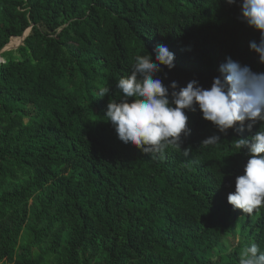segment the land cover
Wrapping results in <instances>:
<instances>
[{"label":"trees","instance_id":"trees-1","mask_svg":"<svg viewBox=\"0 0 264 264\" xmlns=\"http://www.w3.org/2000/svg\"><path fill=\"white\" fill-rule=\"evenodd\" d=\"M238 15L224 0H0V264H239L252 243L264 252V205L227 201L248 158L235 139L259 124L223 134L188 111L191 134L161 158L124 145L103 115L134 57L161 44L175 54L166 85L209 88L228 57L264 72L249 47L259 32ZM212 135L221 142L201 144Z\"/></svg>","mask_w":264,"mask_h":264},{"label":"clouds","instance_id":"clouds-1","mask_svg":"<svg viewBox=\"0 0 264 264\" xmlns=\"http://www.w3.org/2000/svg\"><path fill=\"white\" fill-rule=\"evenodd\" d=\"M239 8L238 19L259 32V42L251 41L250 50L264 64V0H224ZM132 72L115 84L119 99L109 100L103 115L124 145H133L143 153L163 157L170 146L181 148L191 134L188 111L199 110L202 118L212 123L219 133L259 130L247 138H236L237 153L245 150L248 157L242 174L235 178V189L227 195L234 209L251 214L264 205V72L226 58L218 66L209 88L193 79L181 87L177 81L164 84L159 73L175 68V54L167 45H158L152 53L134 57ZM110 88L99 91L109 96ZM238 125V126H237ZM219 135L201 144L214 146ZM184 154L187 156L188 151ZM239 264H264V252L256 243L245 247Z\"/></svg>","mask_w":264,"mask_h":264},{"label":"rangeland","instance_id":"rangeland-1","mask_svg":"<svg viewBox=\"0 0 264 264\" xmlns=\"http://www.w3.org/2000/svg\"><path fill=\"white\" fill-rule=\"evenodd\" d=\"M27 32H28V30L24 32V35ZM24 35H22V37L11 38L10 42L7 44L5 50L16 48L19 44L22 43V38L24 37ZM1 60L2 59L0 58V61ZM230 242H232V239L231 238H227V240L224 242V245L222 246V248L228 247V245H230ZM235 242H237V236L234 238V243Z\"/></svg>","mask_w":264,"mask_h":264},{"label":"water","instance_id":"water-1","mask_svg":"<svg viewBox=\"0 0 264 264\" xmlns=\"http://www.w3.org/2000/svg\"><path fill=\"white\" fill-rule=\"evenodd\" d=\"M29 31V30H28ZM28 34V32L24 35V33H23V35H24V37L22 38V40L26 37V35ZM7 46V45H6ZM6 46L3 48V50H5V48H6ZM2 50V51H3Z\"/></svg>","mask_w":264,"mask_h":264}]
</instances>
